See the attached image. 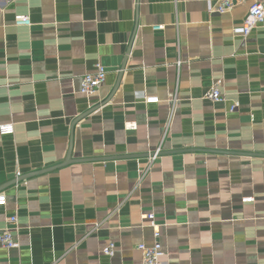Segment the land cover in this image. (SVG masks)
I'll return each instance as SVG.
<instances>
[{"label":"crops","instance_id":"crops-1","mask_svg":"<svg viewBox=\"0 0 264 264\" xmlns=\"http://www.w3.org/2000/svg\"><path fill=\"white\" fill-rule=\"evenodd\" d=\"M217 1L0 0V125L15 128L0 188L70 157H127L2 190L0 231L17 216L20 248L0 264H143L149 215L170 264H264V23L237 37L257 0L209 14ZM98 64L106 82L87 99ZM221 80L227 101L206 100Z\"/></svg>","mask_w":264,"mask_h":264},{"label":"built area","instance_id":"built-area-1","mask_svg":"<svg viewBox=\"0 0 264 264\" xmlns=\"http://www.w3.org/2000/svg\"><path fill=\"white\" fill-rule=\"evenodd\" d=\"M250 0H218L214 4L209 6V14L211 15H225L231 13L239 4H246ZM264 23V0H257L252 2L248 8L247 17L243 25L234 29V34L237 37L247 39L254 30ZM15 26L17 27H30L31 21L28 16H20L15 20ZM155 30H161V27H155ZM107 71L101 64H98L95 68V72L86 74L81 79L79 93L87 99L96 97L101 87L106 82ZM223 82L218 81L205 95V99L212 103L226 102L227 98L222 91ZM143 100L146 105L159 104V98H148L146 94H142L139 98ZM237 105L231 108V112L236 111ZM136 123L126 124V131H136ZM15 128L13 124H1L0 136H13ZM161 153V148L157 149L150 157V161H154ZM244 203H253V198L243 200ZM6 203L5 197L0 196V206H4ZM148 224L146 227L151 228L154 238V243L151 246L146 244H140L136 247L143 255V264H170L167 253L160 242L161 234L157 230L156 220L154 215L147 217ZM18 218L17 216H11L7 219L6 227L0 231V248L5 250H17L20 248L18 235ZM103 253L107 256H115V245L110 244L103 250Z\"/></svg>","mask_w":264,"mask_h":264},{"label":"water","instance_id":"water-1","mask_svg":"<svg viewBox=\"0 0 264 264\" xmlns=\"http://www.w3.org/2000/svg\"><path fill=\"white\" fill-rule=\"evenodd\" d=\"M225 154H228V155H231L232 153H226L224 152ZM123 158H127V157H114V158H97V159H87V160H72L71 157L68 158L65 162H63V164H60L59 166H56V167H53V168H50V169H47V170H43V171H40V172H35V173H32V174H29V175H26V176H21L11 182H9L8 184H6L5 186H3L2 188H0V192L4 189H7L8 187L10 186H13L21 181H24L26 179H29V178H32V177H35V176H39V175H42V174H47V173H50V172H53V171H56L60 168H63V167H66L68 165H71V164H74V163H82V162H106V161H116V160H119V159H123Z\"/></svg>","mask_w":264,"mask_h":264}]
</instances>
